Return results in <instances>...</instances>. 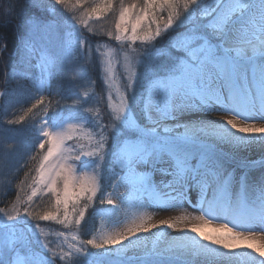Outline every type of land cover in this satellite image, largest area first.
Masks as SVG:
<instances>
[{
    "label": "rangeland",
    "instance_id": "1",
    "mask_svg": "<svg viewBox=\"0 0 264 264\" xmlns=\"http://www.w3.org/2000/svg\"><path fill=\"white\" fill-rule=\"evenodd\" d=\"M142 1L141 6L124 1L108 22L88 15L90 0H19L36 11L29 33L48 38L49 50L38 73L31 48L38 41L28 39L27 47L21 41L9 95L0 89V105L8 104L2 112L18 101L27 72L43 91L51 88V77L65 71L70 74L62 80L70 84L62 98L68 102L60 101L56 110L84 117L39 120V146H44L37 168L24 169L23 179L10 163V147L0 152V264H101L103 259V264H127L118 255L128 249L125 239L151 218L131 211L129 203L146 201L151 153L172 147L169 139L185 130L173 127L183 112L181 100L197 81V66L230 59L225 47L247 41L240 27L249 19V5L264 7L263 0H173L157 22ZM82 27L117 38L100 39L85 50ZM163 54L174 60L167 76L161 74L166 77L150 69V60ZM84 60L92 61L91 70L83 68ZM74 72L76 79L70 77ZM14 182L17 197L6 198L7 183ZM173 251L185 254L184 248Z\"/></svg>",
    "mask_w": 264,
    "mask_h": 264
},
{
    "label": "bare ground",
    "instance_id": "2",
    "mask_svg": "<svg viewBox=\"0 0 264 264\" xmlns=\"http://www.w3.org/2000/svg\"><path fill=\"white\" fill-rule=\"evenodd\" d=\"M258 5H249L240 27L247 41L225 45L230 59L197 66L173 127L185 130L169 139L172 147L151 153L146 201L129 203L151 218L125 239L128 249L118 255L127 264H264V7Z\"/></svg>",
    "mask_w": 264,
    "mask_h": 264
},
{
    "label": "trees",
    "instance_id": "3",
    "mask_svg": "<svg viewBox=\"0 0 264 264\" xmlns=\"http://www.w3.org/2000/svg\"><path fill=\"white\" fill-rule=\"evenodd\" d=\"M124 1L125 3H129L130 5L139 4V6H141L143 2L142 0H90L89 5L87 6L89 12L88 15L92 19L102 18V20H108V22L112 21L119 14V5ZM161 1L164 2V7H167L166 9L160 4ZM172 1L173 0H146L145 6L147 7L148 15L152 19V21L158 22L160 17L165 14L161 11L171 9L170 4H174ZM29 3L30 2H28V4ZM1 7L0 89H3L4 95H7V93L9 95L11 81L15 77V68L18 66L19 56L21 54V51L18 48L21 41H24V44L28 42V39L38 41V45L31 48L36 51L33 55V61L36 62L39 73L38 64L41 61L43 54L45 52L48 54L50 40L42 36H34L35 30L31 31L32 34L29 33V22L31 21V18L36 15V11L31 10L29 7H27V4L22 5L19 0H11V2L9 0H1ZM160 8H162V10H160ZM17 9H19L20 12ZM153 24L155 25L156 23L153 22ZM122 26L123 25H120V28L121 30H124L125 27L123 28ZM83 28L85 27L81 28V34L82 38L85 39V42L83 43V49L85 50L87 48V44L95 45L94 42L98 43L100 42V39L103 40L106 38L107 41H115L117 38L110 37L108 34H100L96 31H90L86 30V28ZM61 30H63V27H61ZM25 47H27L26 44ZM78 54L79 55L77 57L82 58V55H80V51H78ZM158 57L159 56L154 57L150 60V69L152 70V72L156 71L160 73V75H166L169 68L174 67V60L169 55H160V58ZM21 63L23 62L20 61V65H23ZM19 68H22V66H20ZM83 68L85 70H91L93 68L92 61L84 60ZM69 74V72L65 71L58 72V74L51 77V80L53 82L51 88L40 91L37 89L38 86H40L38 83V79L35 78L33 74H28L27 72L26 76L23 78L22 84L24 91H22L20 95L19 92L17 93L19 95V99L9 108L10 110L7 114L2 112V110H4L8 106V104L4 105L2 104L3 101L0 100V102H2L0 105V152H2L4 148L10 147L9 150L11 152L9 153L10 156L8 158L10 159L11 164L14 163V166L17 168L18 176L21 179H23L24 169L29 167L35 169L38 166V156L39 154H41L42 148L44 146H39L38 140L37 125L41 118L45 117L46 120L51 122V120L53 121L55 117H59L60 115H64V117L61 118L63 120L68 118L83 119L84 117L81 116V118L79 115H76L72 112L63 113L61 112L63 108L56 110L59 105H61L60 101L66 103L68 102V100H63L62 96H67L66 86L70 83L64 82V80H67L68 78H65L64 80H62V78ZM70 77L76 79L77 73H72ZM50 85L51 83L49 84V86ZM129 96L131 99H133V96L131 94ZM69 97L70 96L68 95V98ZM131 108L132 112L137 110L133 108V105ZM138 121L140 123H143L142 120L138 119ZM7 123L9 125H7ZM6 128L8 129V131H6ZM131 132L133 131H129L128 133ZM112 142L113 138H111L109 146ZM102 180L103 182H105L106 180L105 172L102 173ZM7 191L8 195L6 196V198H8L9 196L12 198H16L19 188L15 186V182L13 184L7 183ZM60 264L64 263L60 261Z\"/></svg>",
    "mask_w": 264,
    "mask_h": 264
}]
</instances>
